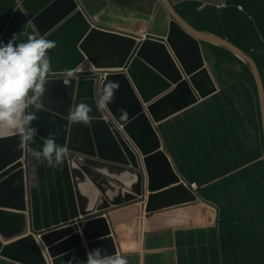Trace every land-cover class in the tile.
I'll return each instance as SVG.
<instances>
[{
	"label": "water",
	"instance_id": "95a60500",
	"mask_svg": "<svg viewBox=\"0 0 264 264\" xmlns=\"http://www.w3.org/2000/svg\"><path fill=\"white\" fill-rule=\"evenodd\" d=\"M158 1L169 15L165 31L158 21L157 29L141 34L98 23L80 0H0V41L6 44L28 23L29 33L56 42L49 71H75L83 63L98 68L74 75L68 85L66 75L47 77L44 108L32 125L39 131L30 147L41 149V137L58 132L56 142L67 149L61 167L38 164L18 136L0 135L1 257L20 264H68L74 256L86 264L91 249L119 253L115 210L137 208L145 219L200 200L162 148L156 125L220 90L203 43L233 52L250 67L264 129V77L257 60L188 22L174 7L186 0ZM197 1L222 6L224 0ZM102 71L107 74L96 83ZM107 81H118L120 89L113 103L97 111L98 89ZM82 100L93 109L91 125L69 124L70 108ZM121 108L127 120L120 119ZM108 113L115 121L105 119Z\"/></svg>",
	"mask_w": 264,
	"mask_h": 264
},
{
	"label": "crops",
	"instance_id": "0c3cea01",
	"mask_svg": "<svg viewBox=\"0 0 264 264\" xmlns=\"http://www.w3.org/2000/svg\"><path fill=\"white\" fill-rule=\"evenodd\" d=\"M187 1L198 2V10L205 13L210 9L211 4ZM135 2L139 7L140 1ZM92 4L101 6L98 14L89 9L88 5ZM175 8L185 12L178 4ZM86 10L101 24L135 33L157 29L158 21L160 31H165L169 21L158 2L153 9L147 7L145 12H139L138 8H124V0H86ZM124 10L130 14H124ZM213 11L215 28L233 36L247 34L245 30L249 28L251 33L246 40L264 51V0H224L223 5L214 6ZM203 48L205 52L210 50L206 44ZM217 103L211 98L200 101L156 125L162 148L183 180L207 184L211 180L225 179L229 173L252 161V128L236 127L233 119L229 122L228 116L235 115L234 109L226 112L222 119L224 114L220 115L216 109ZM198 204L207 205L211 211L199 213L202 209L196 208ZM128 209L115 210L112 222L118 251L128 264H239V260L242 264H252L253 260H264V229L258 239L245 234L234 236L229 225L219 223L220 211L214 204L197 201L157 211L145 219L139 216L140 211L135 213L137 208L136 211ZM189 218L201 221L191 222ZM253 254H256L254 258ZM0 264L20 263L0 256Z\"/></svg>",
	"mask_w": 264,
	"mask_h": 264
},
{
	"label": "trees",
	"instance_id": "16d2710c",
	"mask_svg": "<svg viewBox=\"0 0 264 264\" xmlns=\"http://www.w3.org/2000/svg\"><path fill=\"white\" fill-rule=\"evenodd\" d=\"M192 2L179 3L178 8L185 9V12L178 13L196 28L217 33L242 47L257 60L264 77V51L257 44L246 40L251 33L250 29L247 28L245 31L248 33L244 35L227 34L213 24L216 19L214 6L209 5L210 9L205 13L198 10V2ZM205 44L210 48L209 64L221 86V91L211 99L218 101L216 109L220 115L224 114L222 119L226 112L234 109L235 115L229 114V122L233 119L232 123L236 127L252 128L250 141L253 151L251 163L227 173L228 177L225 179L202 183L199 192L206 202L218 208L219 223L229 225L234 236L245 234L252 239H258L264 229V129L256 78L247 63L236 54L211 43ZM238 263L242 264V261L239 260ZM252 264H264V260H253Z\"/></svg>",
	"mask_w": 264,
	"mask_h": 264
},
{
	"label": "clouds",
	"instance_id": "9594fccd",
	"mask_svg": "<svg viewBox=\"0 0 264 264\" xmlns=\"http://www.w3.org/2000/svg\"><path fill=\"white\" fill-rule=\"evenodd\" d=\"M157 2L163 8L158 0L154 2L141 0L139 4H145L144 8L147 9V7H153ZM163 10L165 9L163 8ZM28 29L29 24L27 23L24 31L18 34L14 33L6 44L0 41V135L8 134L18 136L20 139V147L22 148L25 146L30 147V145L35 142V137L38 135V128L33 127L32 125L34 121L38 120L36 112L41 111L44 108L42 99L47 91V77L66 75L63 82L65 85H68L71 81L70 78L74 75L81 77L98 70V68L94 67L92 64L87 67V65L83 63L75 71L59 73L49 71V50L56 48V42L48 40L46 37L41 36L34 31L29 33ZM21 37H24L25 39H21ZM204 44L205 43H203V45ZM209 52H205L208 64L210 63L208 61ZM210 70L216 77L211 66ZM106 74V71L98 73L95 78L96 83H98ZM219 88L220 90L217 93L221 91L220 84ZM119 89L120 84L118 81H107L106 83H103L99 87L98 95L95 99L96 110L99 111L105 109L109 104L113 103L115 100V94ZM215 94L203 100L206 101L212 98ZM92 111L93 109L91 105L82 100L75 107L70 108L66 119L69 124H83L85 126H90L92 123V116L90 113ZM118 112L120 113L121 120H127L128 113L126 109H118ZM104 117L108 121L111 118L115 121L110 113L105 114ZM122 128L123 124H119L118 129ZM58 135V132H50L47 137H41V140L43 141L41 149L30 147V155L33 161L38 164H44L45 167L53 170H56L63 165L67 156V149L56 142V137ZM194 182L198 184L197 188L192 186V183ZM188 184L193 190L200 194V184L197 181L188 182ZM34 186L38 187V185ZM200 196L201 198L199 202L202 204L208 203L202 198L201 194ZM73 261H76V264H84V262L78 261L74 256L68 261V264H73ZM86 264H128V261L120 253L107 254L101 248H94L87 252Z\"/></svg>",
	"mask_w": 264,
	"mask_h": 264
},
{
	"label": "rangeland",
	"instance_id": "374dc122",
	"mask_svg": "<svg viewBox=\"0 0 264 264\" xmlns=\"http://www.w3.org/2000/svg\"><path fill=\"white\" fill-rule=\"evenodd\" d=\"M81 2H82V4H84V7L86 8V0H81ZM88 7H89V9L91 10V12L93 14H98L100 12V10H101V6L100 5H93V6H89L88 5ZM144 7H145V4H142V5L139 4V7H138L136 5L135 0H124V8H126L128 10H136L138 8V11L139 12H145L146 10H145ZM152 9H153V7H152ZM123 13L124 14H130L126 10H124ZM108 16H111V14H108ZM197 207L200 208V209H202V211L199 212L201 214H205L206 209H209L210 210V208L207 205H199L198 204V205H196V208ZM188 212H190V211H188Z\"/></svg>",
	"mask_w": 264,
	"mask_h": 264
},
{
	"label": "built area",
	"instance_id": "2783aa9c",
	"mask_svg": "<svg viewBox=\"0 0 264 264\" xmlns=\"http://www.w3.org/2000/svg\"><path fill=\"white\" fill-rule=\"evenodd\" d=\"M192 186H193L194 188H197V187H198V184H197L196 182H194V183H192Z\"/></svg>",
	"mask_w": 264,
	"mask_h": 264
},
{
	"label": "bare ground",
	"instance_id": "6f19581e",
	"mask_svg": "<svg viewBox=\"0 0 264 264\" xmlns=\"http://www.w3.org/2000/svg\"><path fill=\"white\" fill-rule=\"evenodd\" d=\"M209 210V209H208ZM206 211H207V209H206ZM211 211V210H210Z\"/></svg>",
	"mask_w": 264,
	"mask_h": 264
}]
</instances>
